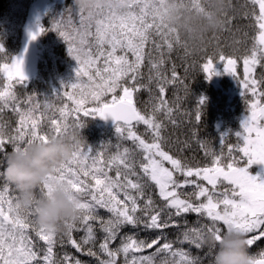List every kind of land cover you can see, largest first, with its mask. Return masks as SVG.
I'll return each mask as SVG.
<instances>
[{
  "label": "snow or ice",
  "instance_id": "obj_1",
  "mask_svg": "<svg viewBox=\"0 0 264 264\" xmlns=\"http://www.w3.org/2000/svg\"><path fill=\"white\" fill-rule=\"evenodd\" d=\"M250 2L258 29L252 46L238 57L227 56L220 50L203 57L200 64L206 79L211 80L220 75L215 63L218 60L224 74L238 82L246 105L242 130L235 134L237 142L228 145L227 162L223 151L215 153L200 140L197 143L210 158V164L201 166L170 154L172 148L180 153L190 148L191 143L171 141L164 135L165 120L176 124L174 105L165 94L170 85L183 87L185 94L189 93L185 80L195 62L184 67L183 76L178 75L177 68L187 62L192 52L179 34L167 26L161 14L165 0H118L124 9L120 12L68 8L67 21L63 13L51 22L49 30L63 39L77 64L74 80L62 83L60 90L53 93L57 99L63 94L73 104L69 107L65 103L59 108V119L54 113L48 114L53 105L47 97L43 104L34 95H28L23 101L17 97L16 86H24L27 80L24 58H9L0 45V57L6 61L0 65V72L7 79L0 90V113L8 109L18 117L11 132L5 124H0V158H8V145L12 146V152H19L34 142L46 143L49 137L59 136L70 126L82 129L85 124L81 116L111 118L119 141L115 145L105 144L96 152L83 145L71 161L38 189L40 194H50L54 184L66 183L77 198L80 215L74 222H65L60 234L38 227L32 209H19L18 194L4 179L0 185V264H85L69 252L58 255L55 251L58 245L61 248L70 245L76 252L94 257L97 264H118L120 257L123 264H157L156 257L160 254H166L160 264H201L202 258L190 251L174 249L173 242L166 238V230L183 228L178 242L196 249L203 248L201 240L205 234H215L220 240L224 234L222 229L243 233L248 250L264 237V181L248 171L253 165H264V0ZM179 3L197 11L204 10L202 0H179ZM73 16L78 17V26ZM232 18H226L228 24ZM45 31L37 23V31L29 32V41L36 40ZM177 49L184 50V55L179 57L180 65L172 60ZM238 61H242V75L237 74ZM145 67L146 76L142 71ZM141 89L149 93L146 107L150 110L141 111L137 107L134 94ZM205 102L202 97L194 112L184 113L190 122H200L201 106ZM21 104L27 107L22 108ZM45 117L47 130L42 126ZM141 124L145 126L144 134L136 131ZM191 136L196 138V132ZM228 136L227 133L220 136L222 147ZM123 141H131L133 147L124 146ZM112 147L115 152L109 153ZM165 162L171 167L165 166ZM111 172L115 175H110ZM189 185L193 186L191 190L183 191ZM218 186H224L223 190L219 191ZM153 188L158 191L162 205L153 199ZM100 210L108 215H102ZM187 214L196 215V224L199 218L211 223L183 227L188 223ZM126 228L131 231L123 232ZM97 231L103 234L99 240ZM141 231L150 235L141 238ZM74 232L83 235L74 238ZM249 234L253 235L249 237ZM117 240L119 244L113 247ZM149 249L155 251L144 254ZM213 253L208 248L205 255ZM253 264H264V250L259 259L253 256Z\"/></svg>",
  "mask_w": 264,
  "mask_h": 264
},
{
  "label": "trees",
  "instance_id": "obj_2",
  "mask_svg": "<svg viewBox=\"0 0 264 264\" xmlns=\"http://www.w3.org/2000/svg\"><path fill=\"white\" fill-rule=\"evenodd\" d=\"M36 0H0V45L5 49V53L9 58L16 57L22 43V35L27 27L29 14L34 6ZM232 5L235 8V12L231 13L229 17H233L231 23L227 25L226 30L217 37L212 39L211 44L204 50L193 53L188 57L187 62L177 68V73L180 76L184 75V67L188 64L195 62V67L189 69L188 77L185 80L189 88V93L186 95L183 87L177 85H170L167 88L165 98L170 104L174 105L173 116L176 120V124L173 125L167 120L166 130L164 135L169 137L171 141H184L189 140L191 143L190 148H184L180 153L176 152L175 148L171 149L170 154L179 155L182 159L187 158L193 164L199 163L201 166L210 164V158L206 157L204 151L201 149L197 140L204 141L215 153L223 151L225 162L228 153V145H234L237 142L235 137L236 133H239L241 129L242 121L247 115L246 105L244 99L241 96V88L235 87V83L228 82L226 78L221 81V86H216L211 80L206 79L205 75L200 69V64L203 62L202 58L205 56H211L222 50L225 55L238 57L241 56L249 49L253 44V38L258 34V29L255 27V20L253 19V5L250 0H231ZM75 8L72 0H62L55 3L50 8H47L41 15L39 20V26L46 31L44 34L38 36V73L37 75L24 86L17 85L15 92L17 97L23 101L28 95H34L40 101L41 104L45 102L47 97L48 102L53 105L51 111L48 114H55V117L59 119V108L65 103L69 107H73L72 101L68 100L61 94V98L57 99L53 94L54 91H59L62 83L67 84L74 80L75 69L77 68L76 61L69 55L67 45L63 39L57 34V32L49 30L51 28V22L59 18L64 13V20L69 19L66 9ZM256 13H258V5L255 7ZM247 13V15H245ZM73 22L78 26V17H72ZM119 54V53H118ZM184 55L183 49H177L173 52L172 60L176 64L180 65L181 60L179 57ZM131 59V54H129ZM6 61L0 57V65ZM219 62L218 60L215 63ZM171 65H166L170 67ZM147 75V67L142 69ZM261 69H257L259 73ZM243 67L242 61L237 63V74L242 75ZM170 75V73H169ZM85 79H87L85 77ZM7 82L6 74L0 72V90H3L4 84ZM146 82V80H145ZM233 84V85H232ZM69 92H73L72 89H68ZM153 93L156 94V89L153 87ZM119 94V93H118ZM179 97V99H177ZM205 98L206 102L201 106L202 116L199 123L192 120L191 122L184 115L185 112H194L195 108L201 98ZM110 99V97H105ZM134 100L137 102V107L141 111L150 110L146 107V102L149 100V93L145 89H141L138 93L134 94ZM21 107H27L25 104H21ZM41 111H46L41 109ZM161 119L163 116L161 114ZM85 126L81 129V135L85 141L83 144L92 149L93 152L102 150L105 144L115 145L117 141L116 125L110 126L101 121L99 117H83ZM18 117L11 110H4L0 113V124L7 126V131L11 132L17 125ZM71 122V120L69 121ZM42 126L44 130L48 128V121L45 117L42 120ZM136 131L138 134H144L145 126L137 125ZM196 132V138H192L191 133ZM227 133L229 136L222 147L220 143V136ZM124 146L132 148L131 141H123ZM6 151L10 154L12 152V146L8 145ZM115 148L109 149V153H114ZM235 154V153H234ZM238 155V154H236ZM139 159V158H138ZM6 160L0 158V172H3V166ZM255 170V167H251ZM139 171V169H137ZM115 175L114 172L109 173ZM182 180L183 177H180ZM190 179H195L190 178ZM4 182L3 176H0V185ZM205 183L204 181H200ZM193 186L189 185L187 189L183 191H190ZM210 187V186H209ZM14 192L15 189L12 186ZM153 199L157 204L162 205L163 202L159 199L158 191L153 188ZM102 215L108 214L104 210H100ZM187 225L183 227H200L205 224H210L206 218H199V224H196L197 217L195 214L186 215ZM180 220V218H175ZM130 229H123V232H130ZM181 229H168L166 230V238L168 241L173 242V248H182L184 251H190L192 255L198 256L201 259V264H212L213 255L206 256L208 248L196 249L195 247L184 243L181 244L178 241L182 239ZM225 233L226 229H222ZM83 233H73L74 238H79ZM103 234L97 231L98 240ZM141 238L147 237L150 234L141 231L139 233ZM155 235V233H152ZM253 234H249L251 237ZM42 243V242H41ZM163 243V241H162ZM119 244V240L115 242L113 247ZM98 250V248H97ZM264 250V237L257 241L253 246H250L249 252L256 259L260 258L261 251ZM58 255L63 252H69L78 259H81L85 264H97L94 257L82 255L71 248L70 245H66L61 248L59 245L55 249ZM154 249H149L144 254H150L154 252ZM166 257V254H160L156 257L157 264ZM118 264H123V257L118 259Z\"/></svg>",
  "mask_w": 264,
  "mask_h": 264
},
{
  "label": "clouds",
  "instance_id": "obj_3",
  "mask_svg": "<svg viewBox=\"0 0 264 264\" xmlns=\"http://www.w3.org/2000/svg\"><path fill=\"white\" fill-rule=\"evenodd\" d=\"M77 10L84 12L100 9L124 10L118 0H72ZM203 11H197L179 3L165 0L161 14L170 29L193 52L207 48L214 37L227 28V17L235 12L231 0H202ZM85 143L81 129L68 127L59 136L48 141L34 142L25 150L12 152L6 159L0 175L18 194L19 209H32L35 223L48 232L60 234L65 222H74L80 215L77 198L66 183L52 186L50 194H40L38 189L49 176L74 158ZM203 247L214 250L212 264H253L246 236L236 231L225 232L220 240L215 234H205Z\"/></svg>",
  "mask_w": 264,
  "mask_h": 264
},
{
  "label": "rangeland",
  "instance_id": "obj_4",
  "mask_svg": "<svg viewBox=\"0 0 264 264\" xmlns=\"http://www.w3.org/2000/svg\"><path fill=\"white\" fill-rule=\"evenodd\" d=\"M62 0H36L34 6L32 7L30 14H29V20L26 28L32 29L35 32L37 31V23H39V20L41 18L42 13L47 9L53 6L55 3L60 2ZM220 62H217L216 70L220 73V75L214 76L211 79V82L215 84L216 86H221V81L223 78H226L228 82L235 83V87L237 86V81L233 79L230 75L224 74L223 72V66L219 65ZM233 85V84H232ZM246 117V116H245ZM244 117V118H245ZM165 166L171 167L170 165L165 162ZM252 167H255V170H252L251 168L248 169L249 173L253 176H256L258 180L264 181V165H253ZM209 187V186H208ZM224 186H218V190L222 191Z\"/></svg>",
  "mask_w": 264,
  "mask_h": 264
},
{
  "label": "water",
  "instance_id": "obj_5",
  "mask_svg": "<svg viewBox=\"0 0 264 264\" xmlns=\"http://www.w3.org/2000/svg\"><path fill=\"white\" fill-rule=\"evenodd\" d=\"M29 32H35L32 29L26 28L22 35V43L16 58L23 56L24 58V73L27 77L25 83L30 82L38 73V38L34 41H29ZM25 48H27V52L25 54ZM101 119V118H100ZM107 125L115 126L116 124L113 122L111 118L101 119Z\"/></svg>",
  "mask_w": 264,
  "mask_h": 264
}]
</instances>
